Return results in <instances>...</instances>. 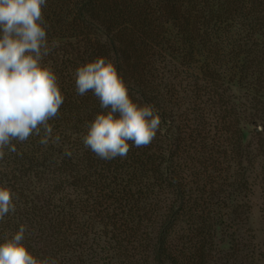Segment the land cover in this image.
<instances>
[{
	"label": "trees",
	"instance_id": "1",
	"mask_svg": "<svg viewBox=\"0 0 264 264\" xmlns=\"http://www.w3.org/2000/svg\"><path fill=\"white\" fill-rule=\"evenodd\" d=\"M43 15L49 43L59 42L43 63L64 95L49 121L60 142L40 144L41 131L13 141L16 152L4 149L0 186L16 211L0 221V242L23 224L29 250L57 264L252 258L235 240L228 250L217 241L237 227L252 194L246 107L236 101L251 102L264 121V0H47ZM99 56L161 117L152 143L123 159L105 161L82 143L106 110L93 92L77 94L75 72Z\"/></svg>",
	"mask_w": 264,
	"mask_h": 264
},
{
	"label": "clouds",
	"instance_id": "2",
	"mask_svg": "<svg viewBox=\"0 0 264 264\" xmlns=\"http://www.w3.org/2000/svg\"><path fill=\"white\" fill-rule=\"evenodd\" d=\"M47 0H0V158L4 149L16 152L13 141L43 136L47 146L60 142L53 137L49 121L55 119L64 102L58 77L43 63L59 42L51 44L43 8ZM76 92L89 91L100 101L101 111L86 125L82 143L105 161L126 158L131 147H146L160 130L161 117L154 105L138 104L115 63L103 56L77 67ZM131 142V143H130ZM71 157V151H65ZM16 211L13 193L0 186V221ZM27 228L21 224L10 237L0 242V264H57L51 257L39 258L25 244Z\"/></svg>",
	"mask_w": 264,
	"mask_h": 264
},
{
	"label": "rangeland",
	"instance_id": "3",
	"mask_svg": "<svg viewBox=\"0 0 264 264\" xmlns=\"http://www.w3.org/2000/svg\"><path fill=\"white\" fill-rule=\"evenodd\" d=\"M234 95L244 94L243 91L235 89ZM244 101V98L240 97L236 102L246 107L240 127L247 151L245 154L251 160L250 163H245V167L251 178L252 194L247 196L244 202L246 209H241L244 216H241L237 227L225 234L220 233L217 243L222 250H228L230 242L235 240L241 243L240 248H244L241 249L243 251H240V256L248 253L252 256L242 264H264V139H259L260 134L264 136V121L260 119L262 114L252 109L251 102L244 103Z\"/></svg>",
	"mask_w": 264,
	"mask_h": 264
}]
</instances>
